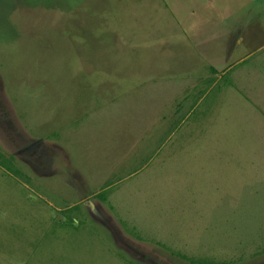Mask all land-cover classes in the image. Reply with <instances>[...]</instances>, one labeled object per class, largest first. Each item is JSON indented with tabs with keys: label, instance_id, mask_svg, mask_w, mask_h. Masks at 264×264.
<instances>
[{
	"label": "rangeland",
	"instance_id": "374dc122",
	"mask_svg": "<svg viewBox=\"0 0 264 264\" xmlns=\"http://www.w3.org/2000/svg\"><path fill=\"white\" fill-rule=\"evenodd\" d=\"M0 154V264H264V0H0Z\"/></svg>",
	"mask_w": 264,
	"mask_h": 264
},
{
	"label": "crops",
	"instance_id": "0c3cea01",
	"mask_svg": "<svg viewBox=\"0 0 264 264\" xmlns=\"http://www.w3.org/2000/svg\"><path fill=\"white\" fill-rule=\"evenodd\" d=\"M39 145H44L47 149V155L46 156H48L47 159L50 160V168H48L46 166L43 168V167L37 166L35 164H34V166H32V164L30 163L29 165H30V168L32 169V171L37 173V174H40V175L43 174V176L60 175L63 177L64 181L70 187H73V189H74L75 186L77 185L78 180L76 181L75 180L76 177L73 176V173H71L73 171V169L70 167V165H68L67 170L62 172L59 167H56V164H55L56 162L54 161L55 155L58 157H60L61 155H65V149L62 147L63 145L61 143H57V142L48 140V138H46V139L38 138V139L32 140L30 146H28L29 152H32L31 151L32 148H33V151H35L37 149L36 146L38 147ZM56 159H58V158H56ZM66 160H68V156H66ZM103 184L104 183H101V185L96 190L90 191V193L92 195H94V197H95L99 193L104 192V189L107 190L108 187H102Z\"/></svg>",
	"mask_w": 264,
	"mask_h": 264
},
{
	"label": "trees",
	"instance_id": "16d2710c",
	"mask_svg": "<svg viewBox=\"0 0 264 264\" xmlns=\"http://www.w3.org/2000/svg\"><path fill=\"white\" fill-rule=\"evenodd\" d=\"M0 157H1V154H0ZM99 195V194H98ZM206 264V263H205ZM207 264H210V263H207Z\"/></svg>",
	"mask_w": 264,
	"mask_h": 264
}]
</instances>
